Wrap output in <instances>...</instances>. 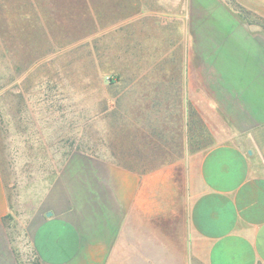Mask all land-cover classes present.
<instances>
[{
  "label": "crops",
  "instance_id": "0c3cea01",
  "mask_svg": "<svg viewBox=\"0 0 264 264\" xmlns=\"http://www.w3.org/2000/svg\"><path fill=\"white\" fill-rule=\"evenodd\" d=\"M236 1L264 20V0ZM225 8L228 27L183 43L210 71L187 76L186 131L192 110L208 138L153 168L71 152L18 219L41 264H264V26ZM10 213L0 161V264H22Z\"/></svg>",
  "mask_w": 264,
  "mask_h": 264
},
{
  "label": "rangeland",
  "instance_id": "374dc122",
  "mask_svg": "<svg viewBox=\"0 0 264 264\" xmlns=\"http://www.w3.org/2000/svg\"><path fill=\"white\" fill-rule=\"evenodd\" d=\"M224 4L264 26L236 0H0V161L22 264L37 259L18 219L71 152L153 168L208 138L192 110L186 131L187 76L210 71L185 44L229 26Z\"/></svg>",
  "mask_w": 264,
  "mask_h": 264
},
{
  "label": "trees",
  "instance_id": "16d2710c",
  "mask_svg": "<svg viewBox=\"0 0 264 264\" xmlns=\"http://www.w3.org/2000/svg\"><path fill=\"white\" fill-rule=\"evenodd\" d=\"M239 6L241 7L242 10L244 9L243 6H241V5H239ZM243 11H244V10H243ZM243 11H241V12L243 13ZM247 13L249 14V13H250V10L247 9ZM239 15H240V14H239ZM240 16H241V15H240ZM241 17L246 19V17H244V16H241ZM260 20H262V19H260ZM262 25H263V24H262ZM34 264H41V263H40V261L37 259V260L35 261Z\"/></svg>",
  "mask_w": 264,
  "mask_h": 264
}]
</instances>
